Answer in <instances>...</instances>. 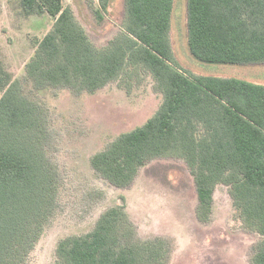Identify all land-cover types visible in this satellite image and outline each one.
Returning <instances> with one entry per match:
<instances>
[{"label":"trees","instance_id":"obj_1","mask_svg":"<svg viewBox=\"0 0 264 264\" xmlns=\"http://www.w3.org/2000/svg\"><path fill=\"white\" fill-rule=\"evenodd\" d=\"M103 18L111 0H98ZM24 12L47 13L52 29L26 64L37 88L93 92L149 73L164 100L143 125L92 155V168L117 187L158 158L185 161L197 192V217L207 221L219 184L260 239L251 264H264V84L183 70L171 42L174 0H124L119 32L104 46L92 41L62 0H20ZM191 54L208 63H264V0H188ZM0 69V264H22L53 213L59 174L45 152L42 106ZM172 242L137 235L124 204L107 208L94 228L57 244L55 264H168Z\"/></svg>","mask_w":264,"mask_h":264},{"label":"rangeland","instance_id":"obj_2","mask_svg":"<svg viewBox=\"0 0 264 264\" xmlns=\"http://www.w3.org/2000/svg\"><path fill=\"white\" fill-rule=\"evenodd\" d=\"M62 1L65 7H72L97 45L104 46L121 32L124 0H111L102 19L96 14L98 0ZM187 4L188 0H174L171 20V42L180 67L194 74L264 84V63H208L191 54ZM54 22L47 13L26 14L20 0H0V69L8 82L20 81L25 97L44 109L45 152L59 174L54 211L22 264H55L60 239L90 232L107 208L121 204L140 238L158 236L172 242L168 264H251L260 236L245 227L234 209L229 186L216 187L211 216L201 221L196 214L194 178L182 159L152 160L128 187L112 185L92 168V155L120 134L143 125L159 109L164 96L144 71L93 92L37 88L26 74V64Z\"/></svg>","mask_w":264,"mask_h":264}]
</instances>
